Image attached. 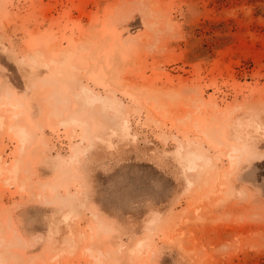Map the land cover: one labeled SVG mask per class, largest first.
Returning a JSON list of instances; mask_svg holds the SVG:
<instances>
[{
    "label": "rangeland",
    "instance_id": "obj_1",
    "mask_svg": "<svg viewBox=\"0 0 264 264\" xmlns=\"http://www.w3.org/2000/svg\"><path fill=\"white\" fill-rule=\"evenodd\" d=\"M0 119V264H264V0H0Z\"/></svg>",
    "mask_w": 264,
    "mask_h": 264
},
{
    "label": "bare ground",
    "instance_id": "obj_2",
    "mask_svg": "<svg viewBox=\"0 0 264 264\" xmlns=\"http://www.w3.org/2000/svg\"><path fill=\"white\" fill-rule=\"evenodd\" d=\"M70 51V50H69ZM62 56V55H61ZM61 56H60V59H61ZM73 57V56H72ZM63 60H64V58H62ZM56 61V60H55ZM64 63V62H63ZM96 97V96H95ZM99 97V96H98ZM101 100V99H100ZM111 99L110 100H106V103H111ZM112 103H113V101H112ZM112 106V105H111ZM111 106H110V109H111ZM113 108V107H112ZM0 121H1V119H0ZM66 127V126H65ZM14 128V127H13ZM17 131V130H16ZM20 131V130H19ZM21 132H23V131H21ZM22 136V135H21ZM25 138V137H24ZM22 140H23V138H22ZM185 158V157H184ZM188 158H189V160H190V162H193L196 158H199L196 154H189L188 155ZM188 158H187V160H188ZM7 180V179H6Z\"/></svg>",
    "mask_w": 264,
    "mask_h": 264
}]
</instances>
